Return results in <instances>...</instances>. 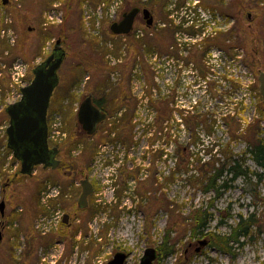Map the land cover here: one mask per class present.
I'll return each instance as SVG.
<instances>
[{
  "label": "rangeland",
  "instance_id": "obj_1",
  "mask_svg": "<svg viewBox=\"0 0 264 264\" xmlns=\"http://www.w3.org/2000/svg\"><path fill=\"white\" fill-rule=\"evenodd\" d=\"M80 1L6 0L3 4L0 0V201L4 200L5 203L4 214L13 211L18 219L14 222L16 226L12 224L9 229H17L19 219L23 218V203L27 205V186H34L29 179L19 176L12 185L5 187L4 192L1 191L2 183L7 178L12 179L20 168L5 147V130L8 125L5 109L20 98V93L12 94L10 69L15 63L24 65L23 85L29 84L33 78V68L49 55L52 41L57 39L61 29L66 54L57 70V84L49 103L51 126L60 121L67 133H73L69 142L71 151L81 149L86 138L77 123V102L80 103L89 95L88 86L105 83L106 94L110 99V96H116L117 100L121 95L124 96V116L134 115L140 131L149 125V133L155 123L148 119L152 116L162 117L164 138L162 143L157 142L162 148L159 151L162 163L154 169L157 182L149 186L144 178L146 170L150 168L148 165L153 166L156 155H152L150 146L137 147L131 153V158L133 162L141 163L138 165V182L128 184L125 181L115 185L111 180L113 177L108 175L110 172L105 171L101 161L97 160L96 179L98 182L108 181L100 184L97 195L91 197V206L82 214L81 224L77 219L76 231L68 232L58 224L53 228L55 219H42L37 231L40 232L39 237H45L40 241L46 243L37 246L31 264H106L119 247L129 252L126 264H138L145 248L160 245L165 237L175 252L159 257V264H264V169L257 166L250 156L253 138H259L264 144V103L257 80L258 75L264 73V5L261 6L258 0H222V3L218 0H157L152 7L157 19L156 27L152 30L156 31L155 36L143 32V40L131 43L129 50L121 43L103 44L105 48L100 45V54V49L92 50L84 39L80 24L86 25L92 18L93 9L89 10L87 3L84 6ZM129 1L124 10L129 8ZM172 3H177L176 8L167 9V5ZM50 7L57 10L55 13L47 12L44 18V12ZM198 7L205 8L212 15L219 10V14L232 15L236 19V31L231 36H234L233 42L238 49L237 70L236 73L232 72V78L237 84L232 89L229 88L230 61L212 54L221 51L229 59L230 48L234 44L229 42L227 38L230 36L224 30L210 37L212 30L208 26L213 27L205 25L209 22L198 16ZM181 10H184V15L180 20L177 19V23H172L170 13L177 17ZM209 21L214 22L215 18ZM42 23L57 24L44 26ZM191 23L197 24L192 26ZM200 31L205 32V36H201ZM47 35L49 37L43 40ZM13 38L14 41L11 40ZM170 43L175 48L182 46L186 52L185 56L172 54L175 56L174 63L177 57L183 58L187 66L182 69L183 72L179 67V77L170 68L171 62H166ZM104 49L107 50V56L110 49L111 58H104ZM155 54L157 59H152ZM136 56L141 71L136 78L135 74L131 76L136 81L132 83L135 88L129 90V68L134 60L129 61V64L126 62L127 58L133 59ZM205 61L210 64L206 66L212 67V75L206 80L207 85L193 78L199 76ZM124 62L123 68L127 69L120 76L117 72ZM151 67L158 70L157 80L153 78ZM109 72L110 75H107ZM109 83L116 85L111 86ZM118 85L124 89H119ZM110 87L115 88L111 91ZM114 106L115 103L108 104L107 109L112 110ZM228 110H232L233 114L226 112ZM122 112L117 110L115 114L122 116ZM167 112L173 119V160L168 164L166 154L170 152L165 139ZM126 126L125 130L129 131V126ZM73 155L71 158L79 157ZM236 161L248 169L246 179L240 177L231 180L232 174L227 173L229 165ZM215 169H224L222 176L215 182L216 187L227 184L226 188H219L218 195L216 190L205 189L208 177ZM127 170H131L130 167ZM39 172L36 177L43 184L67 183L56 180L60 175L56 171ZM170 172L173 180L166 184ZM72 180L74 183L78 176L73 174L68 182ZM52 199L54 197L48 201ZM198 211L209 214L211 221L208 232L221 235L230 231L239 215H252L256 222L250 235L241 239L243 245L231 250L232 255L209 246L208 237L192 233L193 216ZM59 215L54 216L60 221ZM33 218L28 220L24 216L25 221L20 224L21 227L32 224ZM12 237L3 232L0 264H14L20 260L24 244L21 240L19 244H14L17 239L13 242ZM202 240H206L205 246H200ZM67 241L72 242L69 249ZM198 247L200 249L196 251Z\"/></svg>",
  "mask_w": 264,
  "mask_h": 264
},
{
  "label": "flooded vegetation",
  "instance_id": "obj_2",
  "mask_svg": "<svg viewBox=\"0 0 264 264\" xmlns=\"http://www.w3.org/2000/svg\"><path fill=\"white\" fill-rule=\"evenodd\" d=\"M81 1L83 2L84 6L86 5L85 2L87 3V5L89 6V10L93 9L92 18L88 20L87 22L89 24L88 25L80 24L81 30L83 34L85 35L84 39L86 38V39L94 40L98 43V45H102L103 48H105V45L113 42V43H121L123 47L128 48L129 50V47H131L132 45L131 43L135 44L137 42H141L143 38V35L140 34L142 31V28L144 29V32L146 31V33H149L151 36H155L154 33L156 34V31H152L153 27H156L155 23L157 21V19L155 18L154 9L152 7H153V4L157 0H130L129 1L130 5L127 10H124L127 0H81ZM54 5H56V3H54ZM134 8H138L139 12L134 17L133 24H132L130 31L127 34H120V35L114 34L111 31V28H110L111 25L113 23H119L122 20L124 14H127ZM143 9H147L150 12V15L152 17V24L148 27L145 26V19L142 14ZM56 10H57L56 8L50 7L44 12V15H43L44 18L47 12L55 13ZM233 17L234 16L230 15L231 19ZM42 24H44V26H47L49 24H57V23H42ZM54 41L55 40H53L52 43ZM53 44L55 45V43ZM60 47L61 49H63L64 57H65L66 49L63 46L62 39H60ZM50 53H52V50ZM128 55H131L130 52H128ZM103 56L104 58L105 56H107L105 49H104ZM137 59H138V56H136L133 59L127 58L126 64H129V61L134 60V64H132V67L129 68V76H130L129 83H128L129 90L132 89L131 76H132V71L135 70ZM247 61L253 67V63L251 60L248 59V57H247ZM124 65H125V62L119 68L118 73L120 76H122V74H125L126 72L127 68H123ZM87 79L89 78L87 77ZM257 80H258V77H257ZM110 85L113 86L116 84H110ZM94 86H88L89 95L87 96H90L93 104L97 108H99L96 102H94V99H93L94 96L89 91ZM48 109H49V106H48ZM48 109L45 115L44 123L42 124L44 127V136L41 139L39 135H36L35 142L33 144H28V145L33 151L37 152L33 156L35 160L40 159V158L42 159L48 158V159H51V161L56 160L57 161L56 167L54 168H52L51 166L45 167L43 164L39 163V164L33 165V168L30 174L23 175L25 179L26 178L29 179V181L33 183L34 185V186H31L32 185L31 184L30 186H27L29 190L28 195L33 194L35 192L37 185L42 184L40 189L36 192L35 203L37 204L38 212L35 213V216L32 220V224L30 223L32 232L35 235H39V233L36 230V221H38L40 217L49 218V217H52L53 215L60 214L61 219L59 222V226L64 225L65 230L68 232L69 231L72 232V230L76 227L75 221L77 219H78L77 221L80 222L79 225L81 224L82 220H80V218L83 217L82 214L85 211L89 210L91 206L90 205L91 197L94 195H97L96 192L100 184H104L105 182L108 181V180H104V181L98 182V180L96 179L95 163L97 162V160L101 161V166L103 167L105 171L110 170L111 173L108 175H111L113 177L111 180L114 181L113 183L115 185H120L121 183L123 184L125 181H128V182L137 181L138 182L139 174H140L138 165L141 163L133 162L134 160L131 158V153L136 151L137 147H141L142 145L146 146L147 148L150 146L152 148L150 152H152V155L155 154L156 156H154V159H153V166L148 165V167L150 168L146 170V174H145L146 177L144 179L149 183V186H153L152 184L154 183V181L157 182V176H156V172L154 171V169L156 170L157 167L155 168V166L157 164L162 163L160 159L161 153H159V151H162V148H160L157 144V142L162 143L163 141V138H162L163 119L162 117L156 116L154 118V123H155V126H153L154 131L150 132L151 133L150 134L147 131L142 132L138 130V125L135 124L136 119L134 115H131L130 117L125 118L124 116V113L126 111L125 102H123V104H121L117 109L113 110L115 112L111 111L113 113L105 112L101 108H99L103 113H105L104 120L97 125L96 130L92 135L86 134L82 130L81 126L79 125L80 129L85 134L86 142L84 145H81V149H78L74 152V150L71 151L70 149L71 144L69 143L71 138H73V133L72 132L67 133L66 130L62 127V124L60 121L58 122V127H57L58 136L57 138H55V140L51 139V132L53 131H52L51 122L49 121L50 119L48 117ZM117 110L123 111L122 112L123 115L122 116L120 115L118 117L115 116L114 114L117 112ZM165 121H166L165 122L166 124V145L169 146L168 151L170 152L169 154L168 153L166 154V162L168 164V162H172L173 160L172 159L173 119L171 116L168 115V112H167ZM8 125H9V117H8ZM126 125L129 126V131L125 130V128L127 127ZM156 125H158L157 130H156ZM142 133H144L143 136H141ZM149 135H152V137L149 138ZM7 138L8 137L6 135V140H5L6 150L9 153H11L13 159L19 164V167H20L21 165L20 159L16 158L14 156V151L7 147ZM91 146H93L94 148H93V151L90 153L89 148ZM73 154H76V156H79V157L71 158L74 156ZM128 167H130L131 170H127ZM38 168L41 169L39 170L41 172L44 170H50L52 172L56 171L60 173L59 177H57L56 180H62L63 182H67V183L65 185H60L59 183H51V182H45L43 184V182L40 179H37L36 177L39 172L37 171ZM19 171H20V168H19ZM19 171L15 174V176L17 174H20ZM153 171L155 173L151 174V172ZM73 174L78 176V180L74 181V183L72 180L69 183L68 181L73 176ZM148 178L150 179L148 180ZM83 179H87L90 182L91 187H92V192L87 196V206L84 208H79L77 201L82 192V187H81L80 182ZM172 180H173V175L170 172L169 175L166 177V184L172 183ZM226 187L227 185L223 188H226ZM44 196H49V199L54 197V199L50 201H48L49 199H47V202H50V203L49 204L46 203V205H43L42 202H44ZM69 205H72V207H70ZM65 214L68 215L66 224L62 222L63 216ZM14 222L12 224L16 226V223ZM12 236L13 237L11 238V241L14 242L17 238L15 235H12ZM18 236H20L22 244H24V246H22L24 248L22 250L23 252L27 246V240L26 242H24L26 237L23 232H20ZM17 242L18 241L16 240L14 244L17 245ZM158 246L159 245L150 246L155 249V253H156V258L153 261L154 264H159ZM22 252H21V255H22ZM118 252H122L126 255L122 263V264H126V259L129 256V252H127V250L121 247L116 248L115 251L112 253V258ZM143 253L141 254L139 258V262L141 260V257L143 256ZM109 261L106 264H108ZM38 264H43V263L40 262Z\"/></svg>",
  "mask_w": 264,
  "mask_h": 264
},
{
  "label": "water",
  "instance_id": "obj_3",
  "mask_svg": "<svg viewBox=\"0 0 264 264\" xmlns=\"http://www.w3.org/2000/svg\"><path fill=\"white\" fill-rule=\"evenodd\" d=\"M3 4L6 0H2ZM139 12L138 8L132 9L127 14H124L122 20L119 23H113L111 25V31L114 34H127L133 24L135 15ZM143 17L145 19L146 26L152 24V17L147 9L142 10ZM60 40L55 42L52 53L48 55L41 63L36 65L33 70V78L29 84L21 89V98L19 101L9 104L5 112L9 117V125L5 130L7 135V147L14 151V156L21 161L20 174L28 175L31 173L33 165L43 164L45 167H56L57 161L40 158L34 159V155L37 153L33 151L28 144H33L36 139V135H39L42 139L44 136V119L49 106V101L52 96L53 90L57 84V70L61 65L64 57V51L61 49ZM259 92L264 103V73L258 76ZM77 123L81 126L82 130L92 135L97 125L105 118L99 108H97L90 96L85 97L79 104L76 114ZM55 151V149H54ZM82 192L78 198L77 204L79 208L87 206V196L92 192V187L87 179H83L80 182ZM5 203L4 200L0 201V215L4 214ZM68 215L63 216V223H67ZM2 231L0 230V241L2 240ZM200 246L207 244L206 240L199 242ZM199 247L196 251H199ZM126 255L122 252L116 253L108 264H122ZM156 258L155 249L153 247H147L144 250L143 256L138 264H154L153 261Z\"/></svg>",
  "mask_w": 264,
  "mask_h": 264
},
{
  "label": "trees",
  "instance_id": "obj_4",
  "mask_svg": "<svg viewBox=\"0 0 264 264\" xmlns=\"http://www.w3.org/2000/svg\"><path fill=\"white\" fill-rule=\"evenodd\" d=\"M219 1H222V0H218V2ZM78 5H79V2H78ZM235 27H237V24L235 25ZM60 31H59V36L57 37V39H62L61 38L63 35L62 29ZM235 31H236V29H235ZM233 33H234V31H233ZM48 37H49L48 35L45 36L43 38V40L47 39ZM85 41L89 44V46L92 50L100 49L99 52H100V54H102V52H101L102 48L100 45H98V43L96 41L91 40V39H86ZM244 42L245 41L243 38V43ZM137 43H140V42H137ZM110 88L112 91V89H114L115 87H110ZM118 88L124 89V87L119 86V85H118ZM89 91L94 96L93 99H94V102H96L97 106L105 112H110V111L117 109L124 102L122 99L124 96H122V95L120 96L121 98L118 99L119 101L117 100L116 96H110L111 97V99H110L109 95L106 94L107 93L106 92L107 91V84H105V83L97 84L93 88H91ZM113 103H115L114 108H112V110H108L107 105L108 104L110 105ZM160 108H162V107H160ZM251 145H252L250 148L251 159L253 160V162L257 166L264 169V144H263V142L259 138H253ZM71 147L72 146L70 145V148ZM93 148H94L93 146H91L89 148L90 153L93 151ZM223 170L224 169H218V170L215 169L213 171V173L208 177L207 186L205 188L206 190H216L217 195H218L219 188H223L227 185L226 183L225 184L223 183L222 185L217 186V187L215 185L216 180H218L219 177L222 176ZM227 173L232 174L231 180H234L235 178H240V177L243 179H246L249 171L247 168H243L242 165L238 161H236V162H233V164L229 165V167L227 169ZM19 176L24 178V176L20 175V174H17L12 179L7 178L6 181H4V183H2V185H1V191L3 190L2 192H4L5 187L12 185L15 182L16 178ZM41 185L42 184L37 185L35 192L33 194L26 196L27 205L29 203V207L25 203H23L24 211L21 214L23 216V218H22V220L19 219V222H20L19 225L21 223H23V221H25L24 216L25 217L27 216V219L29 220V219L33 218L35 213L38 212V207H37V204L35 203V201H36V192L40 189ZM11 198H12V196H11ZM69 206L72 207V205H69ZM1 220H2V222L0 224V230L2 232H6V234H8V237H10L11 235H15L17 238L18 234L20 232H23L25 237H26V240H27V246H26L25 250L22 252L20 260H16L14 262V264H31V262H32L31 259L34 258V254H35L37 246H39V244L46 243V242L40 241V240H43V238H45V237H39L38 235H35L32 232L30 225L29 226L27 225L24 227L23 226L21 227V225H20V226H18L17 229H13V230L9 229L8 226L11 225L15 220H18L17 214L14 213L13 211L1 216ZM210 221H211V219L209 217V214L206 211H203V212L198 211L195 214V216H193V224L194 225L192 227V233L193 234H201L205 237H208L209 246L216 248L220 252L229 253V254H232L231 250L234 251L235 248L239 247L240 245H243V241H241V239H244L250 235L251 228L254 226V224L256 222L252 215L245 216V217L242 215H239L236 223L230 227V231L225 235L224 234L221 235V234H218L215 232H208L210 229V226H209ZM61 226L64 227V225H61ZM64 229H65V227H64ZM76 229H77V227H75L72 230V232H75ZM61 237H64V236H61ZM66 239H68V238L66 237ZM229 243H233V245H236V247H233V245L230 246ZM71 244H72V242L69 243V241H67V248L68 249L72 246ZM11 245H13V244H11ZM69 245H70V247H69ZM174 252H175L174 247L169 244L168 238L165 237L162 240V243L158 246L159 257H161V256L166 257L168 255L174 254Z\"/></svg>",
  "mask_w": 264,
  "mask_h": 264
},
{
  "label": "built area",
  "instance_id": "obj_5",
  "mask_svg": "<svg viewBox=\"0 0 264 264\" xmlns=\"http://www.w3.org/2000/svg\"><path fill=\"white\" fill-rule=\"evenodd\" d=\"M260 1V5H262L263 3H264V0H259ZM196 2H198V1H196ZM176 5H177V3H172V4H170L169 6L167 5V9H168V7L170 8V9H172V8H176ZM205 9V8H204ZM204 9H202V8H200V7H198V8H196V10H197V14H198V16L202 19V20H206V21H208L209 23H205V25H210V26H212L213 28H210L209 26H208V29H210V30H212L210 33H209V35H210V37H213V36H216V35H218L219 34V31L220 30H224L225 32H227L230 28H231V26L233 25V23H234V20L233 19H231L230 17H227V16H224V15H222V14H219V12H217V13H214V15H212L208 10H204ZM169 11V10H168ZM208 13H207V12ZM184 15V10H181L178 14H177V17H175V16H173L171 13H170V15H169V17L171 18V20H172V23H177V19L178 20H180L181 19V17ZM89 18H90V15H87ZM213 18H215V21L213 22V21H209L210 19L212 20ZM222 23H224V24H222ZM89 23H86V25H88ZM167 24H171V23H167ZM179 24V23H178ZM185 23H182V25H184ZM192 24V26H196V24L195 23H191ZM202 24V23H201ZM165 25V24H164ZM186 25H187V23H186ZM204 25V24H203ZM207 29V30H208ZM144 30H142L141 31V35H143L144 33ZM200 33H201V36L203 35V36H205V32H201L200 31ZM144 36V35H143ZM12 41H14V38L13 39H11ZM178 46L180 45V44H177ZM182 46H180V48H175V47H173V45H170L169 46V50H168V52H167V55H166V57H167V60H166V62L167 63H169L170 64V62H171V65H170V68L172 67V69H173V71L176 73V77H179L178 75H179V73H180V70H179V67H181V71L183 72V70L185 69V68H187V66L184 64V62H183V58L182 59H179L178 57L175 59V63H174V55H172L173 53H178V54H180V55H183V56H185V51L181 48ZM172 50H175V51H172ZM237 47H234L233 48V50L229 53L230 55V57H229V59H228V57H227V55L225 56L224 55V53L223 52H221V51H217L216 53H213L212 54V56H216V57H218V58H220V59H225V60H228V61H230L229 62V65H228V67L230 68V71H231V79H230V82H231V85H230V83H229V88L230 89H232V87H235L236 86V84H237V82H235V79H233L232 78V72L233 73H236V66H237ZM109 54H108V56H107V58H111L112 56L110 55V49H109V52H108ZM152 59H157V57H156V54L155 55H153V57H152ZM210 65L209 63H206V61L205 62H203V68H204V72H199V76H195V77H193L194 79H196L200 84H206V80H208L209 79V77H211V75H212V73H211V69H212V67H209V66H206V65ZM206 66V67H205ZM151 69H153V71H154V73H155V75L158 73V70H156V67H151ZM183 69V70H182ZM188 70H190V69H188ZM187 70V71H188ZM141 70H140V67H139V63H138V61H137V64H136V66H135V70L134 71H132V77L134 76V74H135V78L138 76V73L140 72ZM118 73V72H117ZM154 73H153V78L155 79V80H157L158 78H159V76L158 75H156V76H154ZM25 76V66L24 65H22V64H20V63H15L13 66H12V68L10 69V87L12 88V94L14 93V92H16L18 95H19V90H20V88L23 86V77ZM132 81H131V84L132 83H134V81H136L135 79H131ZM207 85V84H206ZM223 85H224V83H223ZM132 88H135V86H133V84H132ZM151 103H152V101H151ZM167 105V104H166ZM224 106V105H223ZM222 106V107H223ZM167 107H168V105H167ZM231 109H234V107H232ZM232 110H228V111H226V112H230V114H233V111L231 112ZM117 114V113H116ZM116 114H114L115 116H116ZM118 117V116H117ZM156 116H152V118H149L148 119V121H150V122H154V118H155ZM136 122V121H135ZM138 122V121H137ZM136 124V123H135ZM138 125V130H139V127H140V125L139 124H137ZM57 127H58V123L57 124H54V126H52V131L53 132H51V139L52 140H55V138H57V136H58V130H57ZM149 125H146V126H144V129H142L141 131L143 132H145V131H147L148 129H149ZM154 131V129L153 130H150V132H153ZM149 132V133H150ZM164 136V133H163V130H162V138H164L163 137ZM165 139H166V132H165ZM172 141H173V138H172ZM172 145H173V142H172ZM107 172H110V170L109 171H107ZM111 173V172H110ZM128 184H134V182H128ZM49 196H44V202H42L43 203V205H46V200H47V198H48ZM56 217H57V215H55ZM54 215L52 216V217H49V218H45V217H40V219H38V221H36V230H38L39 229V225H40V221L42 220V219H48L49 221H53V219H55V222L52 224V226H53V228H56V224H58L59 225V220L58 219H56V217H55ZM59 217V219H61V216L59 215L58 216ZM53 218V219H52ZM58 220V221H57ZM50 227V226H49ZM50 228H48V230H49ZM51 230V229H50ZM38 232V231H37ZM39 234H40V232H38ZM44 234V233H43Z\"/></svg>",
  "mask_w": 264,
  "mask_h": 264
}]
</instances>
